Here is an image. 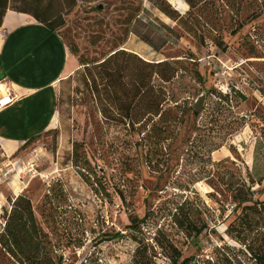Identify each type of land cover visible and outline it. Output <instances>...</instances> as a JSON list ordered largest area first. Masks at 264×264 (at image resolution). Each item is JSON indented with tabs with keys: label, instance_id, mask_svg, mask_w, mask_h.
Wrapping results in <instances>:
<instances>
[{
	"label": "rangeland",
	"instance_id": "obj_1",
	"mask_svg": "<svg viewBox=\"0 0 264 264\" xmlns=\"http://www.w3.org/2000/svg\"><path fill=\"white\" fill-rule=\"evenodd\" d=\"M44 1L77 66L47 129L8 157L7 207L30 199L36 226L23 252L0 243V264H264V0ZM120 49L118 83L94 93L81 63ZM141 59L176 75L148 68L133 124Z\"/></svg>",
	"mask_w": 264,
	"mask_h": 264
},
{
	"label": "crops",
	"instance_id": "obj_2",
	"mask_svg": "<svg viewBox=\"0 0 264 264\" xmlns=\"http://www.w3.org/2000/svg\"><path fill=\"white\" fill-rule=\"evenodd\" d=\"M74 54L58 31L9 9L0 27V81L17 100L0 111V150L11 157L47 129L57 87L74 73ZM3 160V159H2ZM1 160V161H2ZM4 182L0 188L4 193Z\"/></svg>",
	"mask_w": 264,
	"mask_h": 264
},
{
	"label": "trees",
	"instance_id": "obj_3",
	"mask_svg": "<svg viewBox=\"0 0 264 264\" xmlns=\"http://www.w3.org/2000/svg\"><path fill=\"white\" fill-rule=\"evenodd\" d=\"M79 1L92 2L94 0H74V5H77V2ZM162 2H167V4H169L168 1L166 0H162ZM186 2L190 5V7H193V3L191 2V0H186ZM54 4L55 3H52V1L46 2L44 0H0V27L2 26L6 12L9 9H11V10L31 14L38 21L44 23L53 31H58L61 26L65 25V21H64L65 18L64 15H62V13H56V14L53 13L54 8L52 6ZM157 4L160 6V8H162V10H164V8L161 6V3H157ZM96 8L100 10L102 7L98 5ZM174 12L177 13L178 11H174ZM119 52L125 53L127 51L125 49H120L114 52V54H112L110 57L104 58L103 60L97 63H91V62L81 63V65H86V68L89 71L84 76L86 77L85 82L88 86H90V88L94 93H100L101 87L104 88L105 86L108 85L110 76L114 77L116 83H118V77L122 72V67L116 65L112 73H110L111 71L109 70L110 68L109 66H110L111 57L118 54ZM174 63L175 62H171L170 60H163L160 62H149L141 59L139 67L130 70L131 73L130 83H131L132 92L128 94L129 102H128L127 113L130 121H132L133 124L135 122L131 118L132 117L131 108L134 106V103L139 98L141 97L145 98L146 96L145 94L147 91L145 89L148 88V80L150 79L149 76L151 75L150 73H148V68L152 66H156L158 68L165 67L167 70V74L163 75V79L166 81H170L176 75V69L175 67H172ZM91 67H94L95 70L98 69V72L96 74L93 73ZM97 77L100 78V81H98ZM161 103H162V99L159 100L157 99L158 107L161 106ZM192 110L195 114L197 115L199 114V112L194 109V106ZM249 201H251L250 198L243 197L238 201L237 204L244 205ZM15 202H16L15 206L12 208V210L10 212L6 211L5 215L7 217V223L4 228V231L0 233V243H2L4 247L8 248L12 254H15V247L19 248L20 252H23L24 250L23 246L25 244H29V242L26 239L27 224L31 223L33 227L36 226V218L30 199H27L24 196L21 197L19 196ZM188 225H191V223H188ZM34 230L36 231V228H34ZM192 231L195 235H199L202 233L203 228H199L197 225H195L192 226ZM32 259L37 263L39 262V257H37L36 255ZM60 260H62V257H60ZM173 264H178V260L174 261Z\"/></svg>",
	"mask_w": 264,
	"mask_h": 264
},
{
	"label": "built area",
	"instance_id": "obj_4",
	"mask_svg": "<svg viewBox=\"0 0 264 264\" xmlns=\"http://www.w3.org/2000/svg\"><path fill=\"white\" fill-rule=\"evenodd\" d=\"M17 100V96L11 93L3 83L0 81V111L13 104ZM0 186L7 182L10 179L11 173L13 171V165L11 160L5 158L3 153H0ZM8 200L5 194L1 191L0 188V233L4 231V228L7 223L6 211L10 212L7 207Z\"/></svg>",
	"mask_w": 264,
	"mask_h": 264
},
{
	"label": "water",
	"instance_id": "obj_5",
	"mask_svg": "<svg viewBox=\"0 0 264 264\" xmlns=\"http://www.w3.org/2000/svg\"><path fill=\"white\" fill-rule=\"evenodd\" d=\"M100 6L102 7L103 5L100 4ZM206 102V94H202L199 99L196 101L195 105H194V109L196 111H201L205 105Z\"/></svg>",
	"mask_w": 264,
	"mask_h": 264
}]
</instances>
